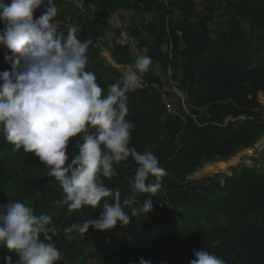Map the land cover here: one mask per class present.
<instances>
[{"label":"trees","instance_id":"obj_1","mask_svg":"<svg viewBox=\"0 0 264 264\" xmlns=\"http://www.w3.org/2000/svg\"><path fill=\"white\" fill-rule=\"evenodd\" d=\"M80 1L86 9L91 5L103 10L126 7L153 14L142 30L133 28L132 32L164 70L180 69V88L185 93V110L168 113L156 91L161 78L152 71L142 75L144 86L128 93L127 119L136 125L130 144L141 153L151 150L167 175L161 180L157 196L137 192L134 199L130 181L137 165L131 157L116 166L118 176L104 179L108 188L120 192L121 202L133 199L124 208L130 216L131 209L142 206L145 199H152V210L131 216L127 226L117 224L112 230L90 226L84 236L102 251L98 264H138L141 258L151 264H189L195 258L193 249L201 248L226 264H264V172L238 164L222 176V184L188 178L202 162L228 159L264 132V123L255 112L256 96L264 94L263 59L246 46L235 20L218 40L212 37L209 27L210 17L223 3L227 10L232 7L237 17L264 31V0ZM58 32L63 33V29ZM5 54L11 55V50L0 44V71L11 68L4 60ZM112 54L134 69L135 62L125 49L117 48ZM89 61L88 69L96 74L105 92L109 85L119 82L117 77H106L107 72L119 75L115 69L96 59ZM75 140L72 138L67 147L70 159L78 152ZM12 147L0 132V153L12 151ZM46 172L47 167L34 153H24L23 149L15 152L13 169L0 167V206L18 200L38 215L51 214L61 229L53 237L63 254L56 264H72L80 249L79 236L73 233L74 239L69 241L62 230L85 219H98L103 200L96 209L85 206L69 212L66 206L54 203L62 199V189ZM150 179L155 182V178ZM105 199L110 203L114 200ZM167 210L175 216L177 225L156 220ZM9 255L14 261L18 259L15 253L0 247V264ZM91 255L89 252L86 257Z\"/></svg>","mask_w":264,"mask_h":264},{"label":"clouds","instance_id":"obj_2","mask_svg":"<svg viewBox=\"0 0 264 264\" xmlns=\"http://www.w3.org/2000/svg\"><path fill=\"white\" fill-rule=\"evenodd\" d=\"M41 5L44 13L34 18ZM56 14L54 0H10L8 4L0 0L4 23L0 44L11 50L4 56L10 70L0 71V132L13 146L12 152L34 153L47 167L46 175L58 181L62 199L54 203L72 212L85 206L96 209L103 200L98 219L63 228L71 241L73 233L84 237L90 226L112 230L117 224L127 226L131 216L150 212L151 198L133 207L131 216L124 208L133 203L137 192L157 196L167 173L151 150L141 153L130 144L136 125L127 119L128 93L141 86L151 57L137 55L135 70L129 68L105 92L88 69L92 39L82 42L76 27H70L66 36L58 32ZM72 138L78 152L66 164ZM130 157L137 165L130 181L133 199L121 202L120 192L108 188L104 179L118 176L116 166ZM107 197H113V202ZM60 231L51 214L37 215L24 201L0 206V247L18 257L14 261L5 256L4 264H56L63 254L53 237ZM193 255L189 264H226L204 248L193 249ZM138 264L151 261L141 258Z\"/></svg>","mask_w":264,"mask_h":264},{"label":"rangeland","instance_id":"obj_3","mask_svg":"<svg viewBox=\"0 0 264 264\" xmlns=\"http://www.w3.org/2000/svg\"><path fill=\"white\" fill-rule=\"evenodd\" d=\"M54 2L56 4L57 14L53 19L57 24L58 29L62 28L63 34L66 36L70 27H76V35L82 42L89 38L92 39V47L88 49L87 55L89 58L96 59L105 66L115 69L119 75L116 76L115 73L107 72V76H105L111 79H115L117 77L119 81L122 77V74L132 67L126 62H122L121 59L117 56H114L112 52L104 50L102 47L94 46V43H96L97 39V31L94 28L92 21L88 17L86 12L87 9L82 5V2L80 0H54ZM44 11L45 5H41V7L38 8L34 13H37L39 17L44 13ZM235 13L236 12L232 9V7L227 10V7H225L223 3H219L216 12L210 17L209 20V27L212 37L215 40H218L220 36L227 34L232 22L235 20L241 36L246 40V46H248L250 49L256 50V56L263 59L264 62V31L257 30L252 23L247 20L240 19L235 15ZM66 17H71V22L69 24H66L64 21ZM153 17L154 15L151 13L135 12V18L133 20L132 26L136 30H142L147 22H149ZM165 46L166 45H162V48L166 49ZM168 56L170 57V53H168ZM153 67H156L160 70L161 77L164 82L168 84L173 83L177 86L180 84L179 79L181 76V71L179 68L175 72L170 67H167L164 70L160 62L157 60H154ZM173 73H175V76ZM175 82H179V84ZM144 85L145 84L141 79L140 87ZM177 93L179 94L177 95L179 96V100L175 106L176 112L179 110H185V107L182 105L181 101L184 95L178 90ZM13 157L14 152L12 151L1 152L0 167L9 170L13 169ZM232 158H234V161L229 163L228 161ZM70 161L71 159L69 158L67 163ZM222 161L228 162V164H223L220 167L219 163ZM238 164L254 168L260 172H264V132L252 145L240 149L228 159L217 158L214 162H202L196 171L189 175L188 178L204 184H207L211 181H218L220 184H222V176L230 174V168ZM170 212V210L162 212V214L158 216L156 220L164 225H177V219ZM76 236L79 235L77 234ZM78 238L80 240L78 242L80 249L73 259L72 264H98L100 255L102 253L99 247L86 236H79ZM89 252L93 255L86 257Z\"/></svg>","mask_w":264,"mask_h":264},{"label":"built area","instance_id":"obj_4","mask_svg":"<svg viewBox=\"0 0 264 264\" xmlns=\"http://www.w3.org/2000/svg\"><path fill=\"white\" fill-rule=\"evenodd\" d=\"M86 12L97 31V39L96 43H94L95 47H102L109 52H113L117 48H123L126 50L128 58L134 62L137 55L149 56L147 49L141 45L139 36L132 32V23L135 18V11L133 9L116 7L110 10H103L91 5L87 8ZM64 21L66 24H69L71 17H66ZM151 60L150 71L161 78V84L156 89L159 94V100L168 113L174 114L176 113L175 106L179 100L177 90L184 95L181 99L184 107L185 93L180 88L179 82H175L179 84L178 86L173 83L168 84L164 82L160 70L153 67V58ZM255 112L264 123V94L262 92H259L256 96Z\"/></svg>","mask_w":264,"mask_h":264},{"label":"bare ground","instance_id":"obj_5","mask_svg":"<svg viewBox=\"0 0 264 264\" xmlns=\"http://www.w3.org/2000/svg\"><path fill=\"white\" fill-rule=\"evenodd\" d=\"M234 161V158H232V159H230L228 162L229 163H232ZM228 162H223L224 163V165H226V164H228ZM221 165H222V162L221 163H219V166L221 167Z\"/></svg>","mask_w":264,"mask_h":264},{"label":"water","instance_id":"obj_6","mask_svg":"<svg viewBox=\"0 0 264 264\" xmlns=\"http://www.w3.org/2000/svg\"><path fill=\"white\" fill-rule=\"evenodd\" d=\"M221 163V162H220ZM224 163H223V161H222V165H223Z\"/></svg>","mask_w":264,"mask_h":264}]
</instances>
